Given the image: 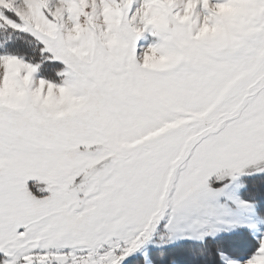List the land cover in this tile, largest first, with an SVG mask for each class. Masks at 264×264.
Returning <instances> with one entry per match:
<instances>
[{"label":"snow or ice","instance_id":"6c2138e0","mask_svg":"<svg viewBox=\"0 0 264 264\" xmlns=\"http://www.w3.org/2000/svg\"><path fill=\"white\" fill-rule=\"evenodd\" d=\"M0 264H264V0H0Z\"/></svg>","mask_w":264,"mask_h":264}]
</instances>
